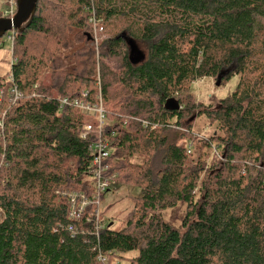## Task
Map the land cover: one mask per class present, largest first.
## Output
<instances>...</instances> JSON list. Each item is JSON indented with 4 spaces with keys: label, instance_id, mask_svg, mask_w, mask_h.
<instances>
[{
    "label": "trees",
    "instance_id": "obj_1",
    "mask_svg": "<svg viewBox=\"0 0 264 264\" xmlns=\"http://www.w3.org/2000/svg\"><path fill=\"white\" fill-rule=\"evenodd\" d=\"M13 31L0 77V264H122L116 253L128 252L127 264H264V0H38ZM74 31L67 61L56 51ZM131 38L147 44L143 60ZM39 45L43 74L32 68ZM238 74L216 106L185 92ZM169 98L181 108L166 110ZM193 114L217 133L190 161L193 144L179 140ZM103 142L104 176L140 191L121 229L98 218L108 191L84 180ZM178 204L187 211L175 227L159 212Z\"/></svg>",
    "mask_w": 264,
    "mask_h": 264
},
{
    "label": "rangeland",
    "instance_id": "obj_2",
    "mask_svg": "<svg viewBox=\"0 0 264 264\" xmlns=\"http://www.w3.org/2000/svg\"><path fill=\"white\" fill-rule=\"evenodd\" d=\"M8 6V0H0V12H5L8 9ZM76 31L72 33L73 40L71 47L67 49L61 48L56 51L61 58L70 60L67 56L80 45L78 44L79 42L77 43L75 41L74 43ZM11 33V31H8L7 34L5 33L6 35L0 38V77H4L6 80H8L13 61L11 56L12 41L8 37ZM101 38H103V34L99 35L97 40H100ZM131 39L133 41V46L130 50L132 58L136 59L135 61L143 60L146 56L147 44L137 38ZM96 45L97 44L94 43L93 45L92 43V47H96ZM52 47H54V45L49 48L50 52L54 51ZM34 53L35 56L32 60V68L40 74H43V72H45L44 64L48 59V52L45 50L43 45H39ZM112 62H114V60H112ZM239 79L240 75L238 74L219 85L215 81V78H202L188 83L186 85L187 90H185V92L196 102L198 101L205 106H216L220 99L231 93ZM185 92L179 91V94L185 96L187 95ZM182 121L184 122V126H188V132L185 133L187 136L185 138H181L179 141L181 144H185L186 142L187 145L189 142L193 144V154L191 158L189 157L190 161H193L196 159L201 150L197 147V145L201 142L200 140L213 136L217 133V130L215 129V124H210L209 120L202 115L197 116V114H193L190 117H185ZM210 152L212 154V150H210ZM210 152L208 150V155L205 156L207 165L211 163L212 157L210 156ZM141 158L142 156L136 155L130 158V161L135 164L140 163ZM84 180L90 184L93 182V179L90 177H85ZM108 190L109 191L104 195L103 200L98 205V218L103 220L105 223H110L113 229H121L126 226L128 219L132 214H134V205L137 198L140 197V191L138 188L134 187L131 182L127 181L120 183L112 182ZM195 192L194 199L197 200L200 197V192L199 190ZM186 211V205L178 204L175 208H166L159 213L163 220L170 222L175 227H180L181 219L185 215ZM116 255L121 259L120 263L127 264L129 260L136 255V252H128L125 254L116 253ZM118 261V259L115 260V262Z\"/></svg>",
    "mask_w": 264,
    "mask_h": 264
},
{
    "label": "built area",
    "instance_id": "obj_3",
    "mask_svg": "<svg viewBox=\"0 0 264 264\" xmlns=\"http://www.w3.org/2000/svg\"><path fill=\"white\" fill-rule=\"evenodd\" d=\"M8 9L4 12L3 11V17H13V15L16 13L17 10V4H16V0H8ZM90 22L92 23V34H93V41L96 43L97 42V37L99 36V32L102 30L101 28H97L96 22L93 21V19H89ZM11 34L12 36H8L9 39L12 41L13 36L15 34V32L13 30H11ZM13 92V101H15L17 98L20 97V94L15 91V89H12ZM1 94V92H0ZM66 99H62L61 103H66ZM75 105L79 106L80 108H84L86 109V107H84L82 104H79L77 102H74ZM100 113L101 110L99 109ZM100 121L102 122V114H100ZM102 119V120H101ZM192 150V145H188V150L187 152L190 153ZM212 151H215V147L211 149ZM110 149L107 147L106 142L103 143H96L93 148H92V153H93V165L95 167L94 169V173L92 176L93 182H92V186L95 188V190H97L98 193H106L111 184V182L104 176V170L105 167L103 166V161L109 156L110 154ZM85 205V202H83L81 204V206Z\"/></svg>",
    "mask_w": 264,
    "mask_h": 264
},
{
    "label": "water",
    "instance_id": "obj_4",
    "mask_svg": "<svg viewBox=\"0 0 264 264\" xmlns=\"http://www.w3.org/2000/svg\"><path fill=\"white\" fill-rule=\"evenodd\" d=\"M38 0H16L17 10L13 17H0V37L11 30H22L33 17ZM90 36L88 35V39ZM219 80L217 81V84ZM164 108L177 111L181 107L175 98H169L164 103Z\"/></svg>",
    "mask_w": 264,
    "mask_h": 264
}]
</instances>
